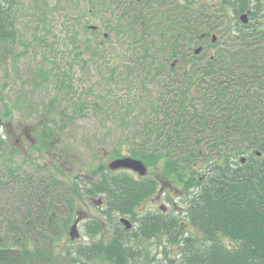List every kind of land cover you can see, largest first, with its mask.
Here are the masks:
<instances>
[{"label": "trees", "instance_id": "16d2710c", "mask_svg": "<svg viewBox=\"0 0 264 264\" xmlns=\"http://www.w3.org/2000/svg\"><path fill=\"white\" fill-rule=\"evenodd\" d=\"M115 1L120 23L114 31L126 33L138 54L139 75L132 68L127 75L139 82L142 95L150 81L158 87L156 95L146 94L148 106L139 116H112L118 115L123 143L130 141V157L163 163L179 177L188 191L186 221L145 214L135 232L115 221L108 242L92 239L103 230L95 222L86 225L92 240L75 246L67 234L77 186L59 167L24 154L0 133V264H165L148 252L160 236L177 248L174 259L165 255L167 264H264V0ZM7 2L0 0V45L10 51L18 31ZM208 2H217V10L229 5L250 12V22L241 26L233 49H219L202 63L198 41L203 30L210 36L215 29ZM174 59L182 63L169 73ZM97 104L94 110H107L110 103ZM49 115L41 128L59 138L64 113ZM112 188L121 214L133 211L149 187L115 175Z\"/></svg>", "mask_w": 264, "mask_h": 264}, {"label": "rangeland", "instance_id": "374dc122", "mask_svg": "<svg viewBox=\"0 0 264 264\" xmlns=\"http://www.w3.org/2000/svg\"><path fill=\"white\" fill-rule=\"evenodd\" d=\"M7 3L12 6L18 37L10 51L0 45V133L24 154H30L52 169L59 167L64 171L63 179L75 186L77 178L94 176L119 158L112 155L113 149H119L122 157L130 156V141L125 139L123 143L118 115L113 117L112 112L128 113L132 118L139 116L142 107L148 106L146 94L156 95L158 83L150 81L142 95L139 82L127 75L131 68L135 76L139 75L134 69L138 54L126 33L114 31L120 23V2L8 0ZM208 4L212 6L210 24L215 26L218 41L213 47L211 42H199L202 50L196 55L201 61L204 58L208 61L219 49H233L232 41L241 40L243 25L239 20L243 13L236 8L227 5L223 11L216 9L217 2ZM102 100L109 101V109L94 110L93 104ZM50 112L64 113V132L59 138H50L41 128L45 116L51 118ZM144 164L148 169L146 186L149 188H144L148 191L147 197L131 212L126 210L120 214L114 209L115 218L104 219L103 230L92 239L108 242L112 223L120 217L134 222L132 231L135 232L139 218L155 211L160 215L161 207L166 208L164 213L180 222L186 221L188 191L179 177L167 173L163 163ZM77 200L80 201L78 211L87 215V221L77 227L78 236L72 240L75 246L92 240L87 235V224L104 223L100 220L103 209L86 203L84 198ZM77 216L76 213L67 237ZM183 228L188 230L189 227L184 225ZM148 252L167 264L165 255L174 259L177 248L168 236H160L150 241Z\"/></svg>", "mask_w": 264, "mask_h": 264}, {"label": "flooded vegetation", "instance_id": "af4514ba", "mask_svg": "<svg viewBox=\"0 0 264 264\" xmlns=\"http://www.w3.org/2000/svg\"><path fill=\"white\" fill-rule=\"evenodd\" d=\"M150 1H152V0H150ZM135 2L140 6V5H144L146 3V0H135ZM249 13L250 12H248V14H246L247 15V23H244L241 20V16L239 17V20L242 22L243 25H247L250 22ZM207 34H208V30L207 31L205 30L203 32V34L201 35L198 42H211V45H212L218 41V37L216 34H214V32H211L210 36H207ZM214 36H215V38H214ZM193 47H196V45L192 46V48ZM198 47L199 46H197V48ZM203 51H204V46H203ZM211 58H213V56H211ZM202 61L205 62L207 60H206V58H204V60H202ZM179 63H182V61L181 60L171 61L168 64V68H167L168 72L173 73L172 69L177 70ZM183 63H184V61H183ZM107 156H108V154H107ZM115 175H126V177L130 176L134 180L141 182V184L143 186H146V184L149 183V181L147 179L148 178L147 177L148 172L145 176H140L137 172L132 171V170H126V169L111 170L109 167L107 169H104L103 171H99L98 173H95L94 176L90 175V176H85V177H81V178L79 177L76 180V182L78 183L77 189L80 192L79 193L80 197L78 195V199L80 200V199L84 198L86 203L96 204L97 207L103 209V213H102L101 218H100V220H103V222H104V219L111 218L113 220L115 218L113 215V210H114L113 202H112L113 196L111 194V191L113 190V188H112L113 177ZM162 183L165 184V182H163V181H162ZM98 191H100V193H98ZM159 192H161V194H162L163 190L160 189ZM77 204H78V206H80V201H78ZM161 210H162V213H159L160 215H162V214L168 215L167 213H164V212H166V208L161 207ZM76 213L79 215V217L77 216V218H76V220L79 221V224L85 223L87 221L86 220L87 215L81 214L80 211H78V207H77ZM155 213H157V212L155 211ZM155 213L154 214L151 213V214L155 215V216H160V215L155 214ZM121 218L122 217H120L118 219V223H119L120 227L121 228L125 227V229H127L126 226L123 223H121V221H120ZM127 219L132 223V228L128 230V231H131L134 229V222H132L129 218H127ZM104 224H105V222L103 224L101 223L100 225L103 226Z\"/></svg>", "mask_w": 264, "mask_h": 264}, {"label": "water", "instance_id": "95a60500", "mask_svg": "<svg viewBox=\"0 0 264 264\" xmlns=\"http://www.w3.org/2000/svg\"><path fill=\"white\" fill-rule=\"evenodd\" d=\"M241 20L244 23H247V15H242ZM201 50L202 48L196 49V53L199 54ZM244 161L245 159L242 160V162ZM109 168L111 170H118V169L132 170V171L137 172L140 176H145L148 172L146 165L141 160L131 158V157L116 159L109 164ZM121 222L126 225L127 229L132 228V223L129 220L122 218ZM78 223L79 221H76L74 225L71 227V230H70L71 240H75V238L78 236L76 235Z\"/></svg>", "mask_w": 264, "mask_h": 264}]
</instances>
